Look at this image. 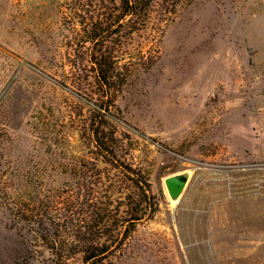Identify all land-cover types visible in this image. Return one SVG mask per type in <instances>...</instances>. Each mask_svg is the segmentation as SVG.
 Wrapping results in <instances>:
<instances>
[{"label":"rangeland","instance_id":"1","mask_svg":"<svg viewBox=\"0 0 264 264\" xmlns=\"http://www.w3.org/2000/svg\"><path fill=\"white\" fill-rule=\"evenodd\" d=\"M118 6L0 0V255L21 240L17 203L41 264L101 244L103 264H264V0H159L111 27L103 157L89 37ZM114 128L145 190L116 167ZM119 200L156 210L120 235Z\"/></svg>","mask_w":264,"mask_h":264},{"label":"trees","instance_id":"2","mask_svg":"<svg viewBox=\"0 0 264 264\" xmlns=\"http://www.w3.org/2000/svg\"><path fill=\"white\" fill-rule=\"evenodd\" d=\"M119 1V14L117 17L107 21L104 26H98L94 32L89 37L91 42L90 52H89V62L94 69L97 83L99 84L100 91V100L102 104L99 107V111L96 114L95 122V131L93 133V141L96 143L97 148L103 157H106L108 154V133L105 129L106 119L109 117V105L103 102L104 98L107 95L108 85L110 80V72L112 61L106 56V43L109 38V29L111 27L121 26L123 21L128 22L129 26L136 27L139 25H145L149 14L151 12L152 6L154 3L159 0H118ZM164 2L166 0H163ZM170 13V11H168ZM127 19V20H126ZM131 24V25H130ZM115 143V150L117 155L115 158L116 167L122 173L127 180L132 181L134 185L139 186L141 180L138 179L136 174V168L129 161L128 154L125 151V138L121 134H118L116 128H114L113 135H111ZM146 183V182H144ZM141 187V186H139ZM143 190L146 188L141 187ZM125 199H127L125 197ZM129 199V198H128ZM119 204L125 206H133L132 212L129 216L123 217L120 219V235H125L129 229L133 230L137 223L145 220L146 218L150 219L151 214L156 210L154 204L151 202L142 203L141 201L133 202L128 200L126 203H123V200H119ZM9 207V222L11 227L16 231V234L19 235L20 241L16 242L12 247L7 249V251L0 255V264H41L40 260L35 256L36 250L35 245L31 242V239L34 240L33 234L31 231L32 223V212L23 208V206H18L15 203L14 206ZM32 236H29V234ZM32 237V238H31ZM53 246L56 247V244L53 243ZM90 249L89 252H86L82 258L84 264H103L105 254L108 250V246L101 244L99 246H94ZM59 260L65 261L62 257L57 258ZM54 261V260H53ZM54 263V262H53ZM56 263V262H55Z\"/></svg>","mask_w":264,"mask_h":264},{"label":"water","instance_id":"3","mask_svg":"<svg viewBox=\"0 0 264 264\" xmlns=\"http://www.w3.org/2000/svg\"><path fill=\"white\" fill-rule=\"evenodd\" d=\"M166 190L169 195L176 196L184 186V181L176 176H169L164 180Z\"/></svg>","mask_w":264,"mask_h":264}]
</instances>
